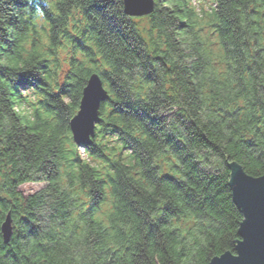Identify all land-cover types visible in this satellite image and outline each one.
I'll use <instances>...</instances> for the list:
<instances>
[{"label": "trees", "instance_id": "16d2710c", "mask_svg": "<svg viewBox=\"0 0 264 264\" xmlns=\"http://www.w3.org/2000/svg\"><path fill=\"white\" fill-rule=\"evenodd\" d=\"M27 3L0 0V264H210L234 252L244 217L230 166L264 175V0H215L201 18L184 0H154L140 29L123 0H60L41 45L25 43ZM200 19H214L218 55ZM104 64L113 100L89 149L96 168L70 122ZM104 204L109 214H93Z\"/></svg>", "mask_w": 264, "mask_h": 264}, {"label": "water", "instance_id": "95a60500", "mask_svg": "<svg viewBox=\"0 0 264 264\" xmlns=\"http://www.w3.org/2000/svg\"><path fill=\"white\" fill-rule=\"evenodd\" d=\"M123 1L126 13L131 16L141 17L154 11V0ZM85 93L96 105L92 108L93 114L89 122L90 129H93L92 125L97 119V110L100 107L101 97L99 99L98 94L104 93L100 78L91 79ZM78 128L79 123L73 122L74 131ZM230 169L233 200L244 217L239 229L240 241L234 252L216 257L210 264H264V175L250 176L237 164H232ZM12 230V219L8 216L2 225L5 240L10 239Z\"/></svg>", "mask_w": 264, "mask_h": 264}, {"label": "rangeland", "instance_id": "374dc122", "mask_svg": "<svg viewBox=\"0 0 264 264\" xmlns=\"http://www.w3.org/2000/svg\"><path fill=\"white\" fill-rule=\"evenodd\" d=\"M40 188H41L40 185H34V184L25 185L23 187L24 191H26V192H34V191H36V190H38Z\"/></svg>", "mask_w": 264, "mask_h": 264}, {"label": "bare ground", "instance_id": "6f19581e", "mask_svg": "<svg viewBox=\"0 0 264 264\" xmlns=\"http://www.w3.org/2000/svg\"><path fill=\"white\" fill-rule=\"evenodd\" d=\"M165 154V153H164ZM160 156H164L163 154H161ZM161 158V157H160Z\"/></svg>", "mask_w": 264, "mask_h": 264}]
</instances>
